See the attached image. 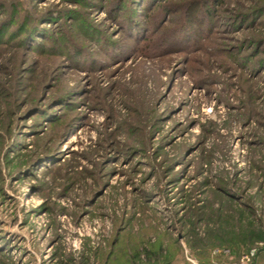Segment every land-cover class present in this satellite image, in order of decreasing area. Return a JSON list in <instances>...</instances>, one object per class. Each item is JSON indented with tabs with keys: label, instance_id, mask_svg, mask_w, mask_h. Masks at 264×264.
Here are the masks:
<instances>
[{
	"label": "rangeland",
	"instance_id": "rangeland-1",
	"mask_svg": "<svg viewBox=\"0 0 264 264\" xmlns=\"http://www.w3.org/2000/svg\"><path fill=\"white\" fill-rule=\"evenodd\" d=\"M118 2L0 0V264H264V0Z\"/></svg>",
	"mask_w": 264,
	"mask_h": 264
},
{
	"label": "trees",
	"instance_id": "trees-1",
	"mask_svg": "<svg viewBox=\"0 0 264 264\" xmlns=\"http://www.w3.org/2000/svg\"><path fill=\"white\" fill-rule=\"evenodd\" d=\"M116 0H114V2H115ZM126 1L127 0H120V2H118V5H117V7L119 8V9H123L124 8V4L126 3ZM153 0H147V2H145L146 3V5L147 4H150L151 2H152ZM136 2H138V0H128V2L127 3H130V6L131 7H133V5H136ZM132 10H133V8H131V12H132ZM133 18H134V16H132ZM131 17V18H132ZM130 18V20L128 19L127 21V23H128V25H127V28H128V30L129 31H131V33L133 34V35H137V36H139V35H143V32H142V30H141V28L140 29H138V30H136L137 28L135 27V29H134V26H133V22L131 21L132 19ZM134 20H136V18H134ZM139 20V19H138ZM139 22V21H138ZM138 22L136 23V24H138ZM137 27L139 26V25H136ZM142 32V33H141ZM256 240L257 241H263V238H261V237H258V238H256ZM165 264H169V262H165Z\"/></svg>",
	"mask_w": 264,
	"mask_h": 264
},
{
	"label": "built area",
	"instance_id": "built-area-1",
	"mask_svg": "<svg viewBox=\"0 0 264 264\" xmlns=\"http://www.w3.org/2000/svg\"><path fill=\"white\" fill-rule=\"evenodd\" d=\"M254 255V250H251L248 254H244L241 256L240 262L249 261V259ZM189 261L192 264H195V262L191 259ZM232 264H238L237 262H233Z\"/></svg>",
	"mask_w": 264,
	"mask_h": 264
}]
</instances>
